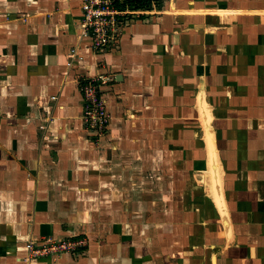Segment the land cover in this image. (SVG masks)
Returning <instances> with one entry per match:
<instances>
[{
	"label": "crops",
	"instance_id": "1",
	"mask_svg": "<svg viewBox=\"0 0 264 264\" xmlns=\"http://www.w3.org/2000/svg\"><path fill=\"white\" fill-rule=\"evenodd\" d=\"M141 6L93 50L81 0H0V264H264V0Z\"/></svg>",
	"mask_w": 264,
	"mask_h": 264
},
{
	"label": "built area",
	"instance_id": "2",
	"mask_svg": "<svg viewBox=\"0 0 264 264\" xmlns=\"http://www.w3.org/2000/svg\"><path fill=\"white\" fill-rule=\"evenodd\" d=\"M160 0H150L156 5ZM83 16L80 20V34L90 38L93 50L111 47L116 42V35L122 21L140 15L142 6L134 0H81ZM114 79L111 75H96L86 79L81 85L84 94L82 117L91 135L97 139L102 137L110 120L106 101L101 94V84ZM30 240L26 244L27 254L24 261L38 256L58 257L66 251L74 249L79 244L67 238L46 237L38 243Z\"/></svg>",
	"mask_w": 264,
	"mask_h": 264
},
{
	"label": "bare ground",
	"instance_id": "3",
	"mask_svg": "<svg viewBox=\"0 0 264 264\" xmlns=\"http://www.w3.org/2000/svg\"><path fill=\"white\" fill-rule=\"evenodd\" d=\"M204 124H205V128H206V133H207L206 136L209 138L208 142H209V143H212L211 138H212L213 132L211 131V128H210V130H209V127H208L209 124H208V121H206V117H205ZM213 137H214V136H213ZM210 151H211V150H210ZM214 151H215V149H214ZM214 151H211L210 153L213 154ZM211 157H212V155H211ZM211 175H212L211 180H212V184H213L214 181L216 180V177H215V175H214V172H212ZM215 189H216V188H215ZM230 227H231V226H230ZM231 232H232V231H231Z\"/></svg>",
	"mask_w": 264,
	"mask_h": 264
},
{
	"label": "trees",
	"instance_id": "4",
	"mask_svg": "<svg viewBox=\"0 0 264 264\" xmlns=\"http://www.w3.org/2000/svg\"><path fill=\"white\" fill-rule=\"evenodd\" d=\"M134 1L139 2V4L141 5L143 2L148 1V0H134Z\"/></svg>",
	"mask_w": 264,
	"mask_h": 264
},
{
	"label": "rangeland",
	"instance_id": "5",
	"mask_svg": "<svg viewBox=\"0 0 264 264\" xmlns=\"http://www.w3.org/2000/svg\"><path fill=\"white\" fill-rule=\"evenodd\" d=\"M74 238H77V237H74ZM73 239V238H72Z\"/></svg>",
	"mask_w": 264,
	"mask_h": 264
}]
</instances>
